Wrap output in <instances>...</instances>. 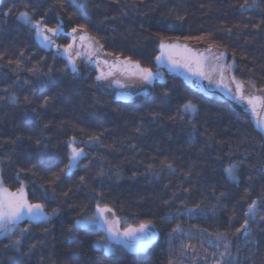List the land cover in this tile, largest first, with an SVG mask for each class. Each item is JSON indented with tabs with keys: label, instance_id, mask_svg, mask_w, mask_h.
<instances>
[{
	"label": "trees",
	"instance_id": "trees-1",
	"mask_svg": "<svg viewBox=\"0 0 264 264\" xmlns=\"http://www.w3.org/2000/svg\"><path fill=\"white\" fill-rule=\"evenodd\" d=\"M22 13L60 25L59 47L82 34L165 80L117 99L93 69L74 75ZM161 43L211 46L264 92V0H1L0 178L51 219L0 235V264H214L225 244L222 264H264V135L229 101L160 69ZM73 138L86 155L68 171ZM97 205L159 239L139 255L97 248L106 237L77 223L96 221Z\"/></svg>",
	"mask_w": 264,
	"mask_h": 264
},
{
	"label": "rangeland",
	"instance_id": "rangeland-1",
	"mask_svg": "<svg viewBox=\"0 0 264 264\" xmlns=\"http://www.w3.org/2000/svg\"><path fill=\"white\" fill-rule=\"evenodd\" d=\"M23 21L25 22L24 19ZM27 24L34 29L36 38L43 46L53 48L55 52L68 58V60L69 57H72L78 70L81 67L93 69L97 73L98 80H101L102 84L106 88L108 87L117 99L131 100L137 96H145L150 93L155 83L165 80L164 73L159 71L152 72L153 79L151 83L144 81L138 74H133L136 71L135 64L105 55L100 47L85 35L77 34L72 36L70 48L68 46L59 47L55 43L56 34L46 31L41 24L37 23L40 26V30L48 37L45 40L43 37L37 35V31L34 28L35 22ZM80 36H83L84 39L81 40ZM165 45H174L175 47L171 49V60L168 58V50L161 49V53L165 52V55L157 61L160 69L167 70L180 77L196 91L210 97L229 101L236 110L247 115L264 135V103L257 102L255 105H252L248 103L247 99L248 97L264 98V92L250 84L240 82L234 75L233 62L223 52L204 44L165 43ZM221 53H223V56H221ZM193 54L201 60L199 69H197L195 64L191 63ZM237 85L242 86V92L238 89ZM107 91L110 92L109 90ZM242 95L243 99L241 98ZM188 111L192 112L191 110ZM50 219L51 217L46 215L45 219H25L21 222L47 223ZM9 233L11 231L7 234ZM7 234L0 233L1 236H7ZM96 247H103L108 253L117 250L115 244L109 243L105 239L99 241ZM216 249L218 250L217 259L220 261V255L223 251H221L220 246H217ZM222 262L220 261V264Z\"/></svg>",
	"mask_w": 264,
	"mask_h": 264
},
{
	"label": "snow or ice",
	"instance_id": "snow-or-ice-1",
	"mask_svg": "<svg viewBox=\"0 0 264 264\" xmlns=\"http://www.w3.org/2000/svg\"><path fill=\"white\" fill-rule=\"evenodd\" d=\"M247 4V0H245ZM255 6V5H253ZM241 7H244L242 5ZM22 18L25 20L26 23L32 24L31 18L29 17L28 13H22L21 14ZM35 30L37 31V35L43 37L45 40L48 39L47 36L44 35V32L40 30V26L38 24L34 25ZM60 29V25H57L56 28H48L46 31L51 32L53 34H56L58 30ZM77 30L74 28L73 32H76ZM80 39L83 40L84 37L80 36ZM69 48L71 45L68 46ZM161 49L168 50V58L171 60L172 59V53L171 49L174 48V45H165L161 43L160 45ZM165 55V52L161 53V56H158L156 59L160 60L162 56ZM221 56H223V53H221ZM70 61V70L71 72L75 75L78 72V69L76 68L75 62L72 60V57H69ZM175 63V61H173ZM127 63V62H126ZM191 63L195 64L197 66V69H199L201 65V60L198 58L195 54L192 55L191 57ZM188 66V65H185ZM136 71L133 72L134 75H139L144 81L151 83L153 79V73L151 72L150 69L148 68H140L139 64L137 63L135 65ZM238 89L241 90L242 92V86L237 85ZM243 99V95L241 96ZM15 97H12L11 100L12 102H15ZM248 103L255 105L257 102L264 103V98L261 97H248ZM184 109L191 110L192 112H195V106L192 105L191 103H188L184 105ZM86 154L84 153L83 149L75 147L74 144V138H73V146L72 150L70 153V163L68 165L67 170L71 171L73 168L79 166V162L81 158H83ZM235 165L229 166L225 171L228 173L229 177L233 180H236L237 177L235 176ZM42 205L40 204H32L29 203L27 200V195L24 191V188L21 187L18 189L17 192H10L8 189L3 187V181L0 179V233L7 234L8 232L12 231V229L19 225V223L22 220L29 219V220H40V219H45L46 214L43 213L42 211ZM256 204L255 202L249 206L246 215L255 217L256 215ZM111 211L110 209L106 207H100L97 205V212L98 216L95 218L96 220H99L101 217H104V214L106 212ZM105 223H110L107 218L104 219ZM78 224L80 223L79 221L77 222ZM11 226V227H10ZM248 227V220L245 219L241 229L238 231H243L246 230ZM146 228V225L141 224L138 229H128L125 232L126 236H131L135 232H142ZM27 231V230H25ZM224 234H220L218 238L223 239ZM17 243H19L17 241ZM225 252L221 253L220 255V261H223L224 257L228 254L227 249L228 245H224ZM220 261H217V264H220Z\"/></svg>",
	"mask_w": 264,
	"mask_h": 264
},
{
	"label": "water",
	"instance_id": "water-1",
	"mask_svg": "<svg viewBox=\"0 0 264 264\" xmlns=\"http://www.w3.org/2000/svg\"><path fill=\"white\" fill-rule=\"evenodd\" d=\"M110 210L111 211L106 212L104 217H101L99 220H86L84 222H80L78 227L82 229H88L91 226H95L98 231L106 237L109 243L119 245L130 255H139L145 253L159 239V232L152 225H146V228L142 232L138 231L131 236H126V230L138 229L139 227L124 228L122 220L112 209ZM98 215L99 214L96 211L95 216L97 217ZM105 218H107L110 223H105Z\"/></svg>",
	"mask_w": 264,
	"mask_h": 264
}]
</instances>
